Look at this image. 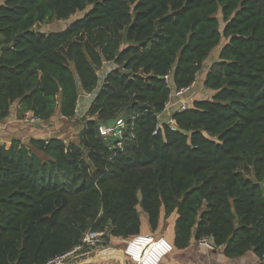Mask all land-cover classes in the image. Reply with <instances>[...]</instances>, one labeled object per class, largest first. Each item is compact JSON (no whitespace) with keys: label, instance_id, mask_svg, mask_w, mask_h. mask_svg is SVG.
<instances>
[{"label":"trees","instance_id":"1","mask_svg":"<svg viewBox=\"0 0 264 264\" xmlns=\"http://www.w3.org/2000/svg\"><path fill=\"white\" fill-rule=\"evenodd\" d=\"M202 77L207 98L160 121ZM92 94L76 141L0 146V264H45L89 230L159 238L170 220L173 247L264 254V0H4L0 122L14 104L70 122Z\"/></svg>","mask_w":264,"mask_h":264},{"label":"crops","instance_id":"2","mask_svg":"<svg viewBox=\"0 0 264 264\" xmlns=\"http://www.w3.org/2000/svg\"><path fill=\"white\" fill-rule=\"evenodd\" d=\"M4 0H0V4ZM214 61V60H212ZM105 65V64H104ZM109 65V64H107ZM203 78H199L195 84L191 86L188 93L183 96L171 97L168 106L164 113L168 117L170 113L178 111L181 103H189L193 98H197L199 94H208L202 89ZM85 97V96H84ZM84 97L79 100L78 106L83 108V113L89 108L92 98L86 99ZM18 106L14 104L11 108V113L8 118L0 122V146H4L8 150L13 141L20 143H27L30 139H47L45 137V128L39 123L37 125H30L25 123L23 119L17 118ZM80 109H78L79 111ZM30 114L31 113H26ZM170 121V119L168 120ZM166 121V122H168ZM149 234V233H148ZM147 233L145 235H148ZM158 234L173 244L174 241V221L170 220L167 223H162V226L157 232ZM125 241L110 238L109 243L103 247L93 250L85 249L78 253L72 259L66 261L64 264H131L126 261L121 252ZM161 264H264L260 257L253 251H249L237 258H228L224 254L223 248L215 247L207 249L200 246L197 240L192 238L184 248L173 247V252L163 259Z\"/></svg>","mask_w":264,"mask_h":264},{"label":"built area","instance_id":"3","mask_svg":"<svg viewBox=\"0 0 264 264\" xmlns=\"http://www.w3.org/2000/svg\"><path fill=\"white\" fill-rule=\"evenodd\" d=\"M191 87L183 89L176 93L175 95H182L187 92ZM187 102L181 103V107L178 111H184L187 109ZM168 106V105H167ZM23 121L30 125H37L40 121L30 114H25ZM170 124L173 122L170 121ZM116 129L123 127V122L121 119L117 120L115 124ZM114 127V128H115ZM106 129L100 127L99 133L103 136L109 135L115 130ZM117 134L120 132L117 131ZM120 146V144H118ZM105 231L102 232H93L87 231L80 243L60 255H56L53 258L49 259L45 264H64L66 261L72 259L78 253L82 252L85 249L97 250L104 246L105 242ZM109 243V241H108ZM197 243L200 246H203L207 249L215 248L213 241L208 237L200 238ZM173 252V245L163 237L156 238L152 235H137L131 239L125 241L122 256L126 261H129L131 264H161L164 258L170 255ZM261 262L264 263V254L260 257Z\"/></svg>","mask_w":264,"mask_h":264},{"label":"rangeland","instance_id":"4","mask_svg":"<svg viewBox=\"0 0 264 264\" xmlns=\"http://www.w3.org/2000/svg\"><path fill=\"white\" fill-rule=\"evenodd\" d=\"M81 16H82V14H77V15L69 18L66 21L54 22V23L47 25V26L37 27L36 30L41 31V32H51V33L52 32H61L64 29H66L71 24L72 21H74L77 18H80ZM219 48L214 50V52L211 54L210 58L206 62V66H208L210 64L211 59L217 58ZM114 68H115V66L112 63H110L109 65L105 64L102 67V69L98 72L99 78L101 80H103L104 76L107 73L111 72ZM101 80H100L99 84H101ZM202 95H199L198 99H204L206 97L204 95L202 97ZM89 98L93 99L94 94H92L90 96H85L84 101H87L86 99H89ZM79 109L80 110L78 111V116H77L78 118L76 120L66 122V121L60 120L58 117L55 116L49 123L42 124L46 130L45 137L49 138L52 136H58L61 139H63L64 141H73V140L76 141L79 130L81 129V126H82L80 119L84 116V114H86V113H83L82 107L79 106ZM175 112H177V111H175ZM175 112L170 113V116L168 117V115H167L166 118H164L166 112L162 113L159 117L160 121H162V122L168 121L171 118L172 114H174ZM145 228L147 229L146 225H144V227H142V230Z\"/></svg>","mask_w":264,"mask_h":264},{"label":"water","instance_id":"5","mask_svg":"<svg viewBox=\"0 0 264 264\" xmlns=\"http://www.w3.org/2000/svg\"><path fill=\"white\" fill-rule=\"evenodd\" d=\"M121 118H122V114L120 113V114L117 115V117L115 119L109 120V121H106L105 123H103L101 125V127L106 128V129H113L115 127V124H116L117 120H119Z\"/></svg>","mask_w":264,"mask_h":264}]
</instances>
